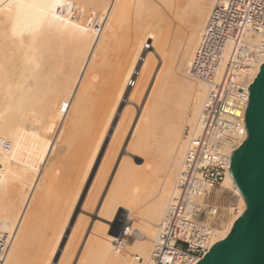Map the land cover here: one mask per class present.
<instances>
[{
    "label": "bare ground",
    "instance_id": "bare-ground-1",
    "mask_svg": "<svg viewBox=\"0 0 264 264\" xmlns=\"http://www.w3.org/2000/svg\"><path fill=\"white\" fill-rule=\"evenodd\" d=\"M216 2L0 0L1 264L150 262L204 132L212 87L191 64ZM263 62L237 75L246 90ZM210 200L216 242L246 208L230 169Z\"/></svg>",
    "mask_w": 264,
    "mask_h": 264
},
{
    "label": "built area",
    "instance_id": "built-area-1",
    "mask_svg": "<svg viewBox=\"0 0 264 264\" xmlns=\"http://www.w3.org/2000/svg\"><path fill=\"white\" fill-rule=\"evenodd\" d=\"M255 29H262L260 45L249 40ZM263 47L264 0H217L191 64L193 74L212 87L204 109V132L190 150L178 185L179 195L153 242L148 264H196L215 243L213 222L220 206L210 197L231 163V153L218 154L228 139L233 142V133L243 136L246 129L248 84L247 80L236 79L255 63ZM223 56L225 64L218 74ZM190 199H200V203L189 205ZM124 236L128 235L120 237ZM5 246L0 234V264Z\"/></svg>",
    "mask_w": 264,
    "mask_h": 264
},
{
    "label": "water",
    "instance_id": "water-1",
    "mask_svg": "<svg viewBox=\"0 0 264 264\" xmlns=\"http://www.w3.org/2000/svg\"><path fill=\"white\" fill-rule=\"evenodd\" d=\"M244 123L247 137L229 169L246 208L196 264H264V62L248 87Z\"/></svg>",
    "mask_w": 264,
    "mask_h": 264
},
{
    "label": "rangeland",
    "instance_id": "rangeland-1",
    "mask_svg": "<svg viewBox=\"0 0 264 264\" xmlns=\"http://www.w3.org/2000/svg\"><path fill=\"white\" fill-rule=\"evenodd\" d=\"M184 12H187V10H184ZM98 63V61L97 60H95V64H97ZM67 67H69V64H68V62L65 64V68H64V70H66V69H68ZM177 95L179 96V94L177 93ZM60 123V124H59ZM59 123H58V125L59 126H57L56 127V129H55V131H56V133H55V135H54V137L52 138V141L51 142H53V141H56L55 140V136H57V134H58V132H59V130H60V127H61V125H62V121H59ZM131 127V126H130ZM54 139V140H53ZM151 148H153V146H150ZM149 146H148V148H146V149H150V150H145V152L144 153H147V154H144L145 156H147V157H151V155H152V152H153V149H151ZM152 151V152H151ZM150 155V156H149ZM49 157H50V159H49ZM49 157H48V160L49 161H46V168H48L49 167V165H50V163L53 161V154L52 155H49ZM41 177V176H40ZM29 178H30V176H29ZM40 179V178H39ZM28 187V186H27ZM27 187H25L24 189L26 190L27 189ZM35 189H36V186L33 188V190L32 189H30L29 190V192H28V194H30V191H32L33 193H35L34 191H35ZM33 193H32V195H33ZM134 239V236L133 235H128V236H124L123 237V240H126V241H128V242H130V241H132Z\"/></svg>",
    "mask_w": 264,
    "mask_h": 264
}]
</instances>
